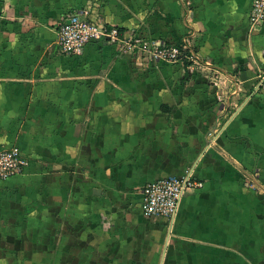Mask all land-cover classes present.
Listing matches in <instances>:
<instances>
[{
	"label": "crops",
	"instance_id": "crops-1",
	"mask_svg": "<svg viewBox=\"0 0 264 264\" xmlns=\"http://www.w3.org/2000/svg\"><path fill=\"white\" fill-rule=\"evenodd\" d=\"M253 0H0V264H264V25ZM88 12L127 37L186 45L177 63L109 42L66 56ZM213 136V140L212 139ZM194 171L174 222L143 188Z\"/></svg>",
	"mask_w": 264,
	"mask_h": 264
},
{
	"label": "built area",
	"instance_id": "built-area-1",
	"mask_svg": "<svg viewBox=\"0 0 264 264\" xmlns=\"http://www.w3.org/2000/svg\"><path fill=\"white\" fill-rule=\"evenodd\" d=\"M249 25L252 33L258 32L264 25V0H253ZM58 35L61 51L66 56H81L87 45L109 42L125 49L132 56L141 53L155 62L177 63L187 57V46L184 44L127 37L118 27H107L92 20L88 12L67 15L59 27ZM29 165V160L19 148L0 150V183L24 175ZM203 187L204 183L196 179L193 170L187 171L181 178L168 177L149 183L141 193L142 215L148 219L174 222L184 196L189 191Z\"/></svg>",
	"mask_w": 264,
	"mask_h": 264
},
{
	"label": "rangeland",
	"instance_id": "rangeland-1",
	"mask_svg": "<svg viewBox=\"0 0 264 264\" xmlns=\"http://www.w3.org/2000/svg\"><path fill=\"white\" fill-rule=\"evenodd\" d=\"M144 39V38H143Z\"/></svg>",
	"mask_w": 264,
	"mask_h": 264
}]
</instances>
